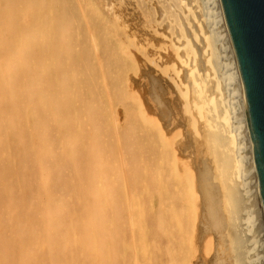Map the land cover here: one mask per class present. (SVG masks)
<instances>
[{
	"label": "rangeland",
	"instance_id": "rangeland-1",
	"mask_svg": "<svg viewBox=\"0 0 264 264\" xmlns=\"http://www.w3.org/2000/svg\"><path fill=\"white\" fill-rule=\"evenodd\" d=\"M118 1L0 0V264H264L259 196L248 188L254 204L245 227L256 238L249 256L237 218L244 195L222 187L221 169L212 167L208 129L216 124L205 104L202 120L184 112L167 80L180 72L174 51L157 52L162 42L146 28L165 16L158 32L172 33L168 22L176 19L192 40L197 21L207 19L203 32L212 29L221 87L240 126L239 86L215 0ZM180 1L193 9L189 24ZM200 42L192 40L197 52ZM235 130L251 186L246 130ZM37 223L55 236L46 246ZM89 235L105 242L103 262L86 251Z\"/></svg>",
	"mask_w": 264,
	"mask_h": 264
},
{
	"label": "bare ground",
	"instance_id": "bare-ground-1",
	"mask_svg": "<svg viewBox=\"0 0 264 264\" xmlns=\"http://www.w3.org/2000/svg\"><path fill=\"white\" fill-rule=\"evenodd\" d=\"M120 1V0H119ZM118 1V2H119ZM125 1V0H124ZM154 1V0H153ZM175 1V0H174ZM182 2L184 0H181ZM180 1V2H181ZM186 1V0H185ZM197 1V0H196ZM148 2V1H147ZM169 2V1H168ZM181 2V10L184 12V17L187 21H185L187 24V22L190 20V18H195L194 17V14H193V9L190 8L189 6H186L185 2L182 3ZM195 2V1H194ZM199 2V1H198ZM196 3L195 5L198 6L197 4L199 3ZM201 2V0H200ZM216 2V6L219 8V10L217 11L218 12V18H219V23L222 25L221 29H222V35H223V38H224V42L226 44V51L228 52V54H230V57L227 58V59H230V66L232 69H234V74H235V78L237 79V84L239 86V90L236 89V91L238 90V97L240 99V102L242 104V117H241V121L240 122V126L241 128H245L246 130V136H247V144H249V158L248 161H249V166L252 167L255 171V177L252 176V185L251 186H247L246 183H248L246 181V179L244 180L243 177H244V173H243V163H242V159H241V146H238L239 144V141L237 143V140H240L239 138H237V131L238 130H235V126H236V129L240 126L237 125V124H233V121H232V112L230 109V105L231 103H229V99H227V95L225 96L224 93H223V88L221 87V83H220V76H219V72L217 71V65L219 66L218 68H220V65H219V61L218 63L216 62V60H218L217 57L218 55H215V51L217 50L215 46H213V44H216L214 43L213 41V38L211 37V28L209 30V34L210 35H206L204 34L203 32V28L206 24L208 23H205V20L207 22V19L203 20L204 21H197V26H195V29L198 28V30L200 31V33H196L194 32L193 36L191 38L194 39V42L196 41V43L198 41H202L203 43L200 42V44H203L202 45V49L200 52H197V48L199 49L201 47H197L195 49V47L192 45V40L189 39L190 37H187L185 31H184V25L183 23H180L181 21H179V23L177 22L176 19H172L171 17V23L168 22V15L170 14V11L168 10V15H167V21L166 23L168 22L169 23V29H170V24H172V33L171 31H169V33L166 35V33L164 34L163 31H160L158 32L159 30H161L162 25V18L164 20L165 16L162 17L160 19L161 21V26L159 23H157V25L159 27H161L159 30L157 28V25L154 27V25L152 26V23H151V26L154 27L152 29L148 28L149 27V23H145L148 25V27H146L147 29L151 30V35H154L155 37H158L159 39H156V40H160L162 42V45L160 46V48L156 49L157 52H160V51H167L169 49H171L172 51H174V55H173V58H174V61H175V64L176 66L178 67L179 71L180 72H183L186 79H187V82H184L182 81L181 79V76H180V72H177L175 74H167V80L173 85V88H176L179 96H180V100H181V103H182V106H183V109H184V112L185 113H189L190 111H194L195 112V115H196V118L197 120H202L203 118V114H202V105L205 104L207 107H208V113L211 114V121H214V123L216 125L212 126L211 128L208 129V132L210 133V135L208 134V137H210L212 143H213V146H214V150H211L212 151V154L216 157L217 159V164H216V161L215 159L212 158V163H214L212 165V167H214L216 170L219 167L220 170V174H217V177L219 175V177H221L222 179H224V184L222 185V187L226 186V188H229L231 189L230 191H233V192H236L237 194L239 193H242V195H244V199H243V202L246 201L245 203L246 204H242V206L240 205L241 209V214L240 216H237L234 214V219L235 217L237 216V218L240 220V224H241V227L242 225L244 226L242 228V232L244 231V233H242V235L240 234L241 236V240L245 238L247 240H249V243L247 240L243 241L242 242H246L247 246V253L246 255H251V252H255V251H252V247L256 245V241L255 239L256 238H251V239H248L249 235V230L248 228L245 227V225L248 224V222H250V220L252 219V214H251V206L250 205H253V201H249V200H253L251 198V194L252 192H249L248 191V188H254L253 190L251 189V191H253L254 193V190H256L257 192V195L259 196V202H258V213L259 215L262 214V221H261V227H260V233L262 234V239H263V246H264V210H263V206H262V201H261V194H260V189H259V183H258V178H257V172H256V167H255V159H254V155H255V145H254V140H253V136H252V132H251V129H250V125H249V121H248V110H247V107H246V104H245V100H244V95H245V92H244V89H243V85H242V82H241V77H240V73H239V69H238V64H237V59H236V55H235V51H234V47H233V43H232V39H231V35H230V31H229V28H228V24L226 22V17H225V13H224V9L222 7V4H221V1L220 0H215ZM136 3V2H135ZM155 3V2H154ZM171 4V2H169ZM192 3V1H191ZM113 4V2H112ZM111 4V5H112ZM115 4V3H114ZM113 4V5H114ZM121 5V3H119ZM118 4V6H120ZM124 4V3H123ZM193 4V3H192ZM191 4V5H192ZM135 7L136 4H133ZM149 5V4H147ZM159 5V4H158ZM193 5V6H195ZM209 5V4H208ZM115 6V5H114ZM160 6V5H159ZM174 6V5H173ZM201 6V5H200ZM121 7V6H120ZM171 7H172V4H171ZM106 8V7H105ZM118 8V7H116ZM173 8V7H172ZM198 8V7H197ZM203 8V7H202ZM109 9V8H108ZM112 9V8H111ZM139 9V8H138ZM137 9V10H138ZM150 9V8H149ZM160 9V8H159ZM176 9V8H175ZM174 9V10H175ZM113 10V9H112ZM111 10V11H112ZM120 10V8H119ZM155 10V9H154ZM173 10V9H172ZM173 10V12L175 13V11ZM197 10V9H196ZM139 11V10H138ZM150 11V10H149ZM162 11V10H161ZM178 11V10H177ZM151 12V11H150ZM158 12V11H157ZM210 12V11H209ZM208 12V13H209ZM163 13H164V9H163ZM178 13V15L180 16L179 12H176ZM175 13V14H176ZM197 13H200V12H197ZM207 13V14H208ZM139 14H140V11H139ZM143 14V13H142ZM166 14V12H165ZM164 14V15H165ZM201 14V13H200ZM204 14V13H202ZM212 14V13H211ZM197 14H195L196 16ZM144 15H140V17H142L141 19H145L143 18ZM215 15L213 14V17ZM147 17V16H146ZM149 17V16H148ZM147 17V18H148ZM157 17V16H156ZM181 17V16H180ZM183 17V19H184ZM200 17V16H199ZM179 18V17H178ZM198 18V17H197ZM196 18V19H197ZM217 18V19H218ZM184 19V20H185ZM196 19L194 20L196 22ZM150 20V19H148ZM159 20V19H158ZM180 20V19H179ZM202 20V18H201ZM209 20V19H208ZM144 21V20H142ZM147 21V20H145ZM156 21V20H155ZM213 21V20H212ZM216 21V20H215ZM156 22H159V21H156ZM191 22V21H190ZM188 22V24L190 23ZM193 22V21H192ZM165 23V22H164ZM165 23V24H166ZM210 23H212L210 21ZM209 25V24H208ZM146 26V25H145ZM150 26V27H151ZM192 28L191 25H188V28ZM187 27V26H186ZM197 27V28H196ZM206 27V26H205ZM209 27H211L209 25ZM176 31H175V29ZM207 28V27H206ZM194 29V30H195ZM215 29V28H214ZM220 29V30H221ZM187 30V29H186ZM205 31V29H204ZM218 31V30H217ZM163 32V34L161 33ZM166 32H168L166 30ZM174 32V33H173ZM192 32V31H191ZM189 33V31H188ZM190 34V33H189ZM208 34V33H207ZM191 35V34H190ZM220 35V34H219ZM154 36H152L154 38ZM222 37V36H221ZM219 38V36H218ZM14 39V38H13ZM127 39V38H126ZM212 39V40H211ZM116 40V39H115ZM215 40V39H214ZM159 42V41H158ZM160 42V43H161ZM213 42V44H212ZM219 42V40H218ZM30 43V42H29ZM31 43H35L34 40H31ZM196 43H193L196 45ZM176 44L178 47H176ZM220 44V43H219ZM216 50H215V49ZM174 49V50H173ZM224 49V48H223ZM17 50H20V46H16L13 51H17ZM34 52V51H33ZM218 52V51H217ZM221 52V51H220ZM141 53V52H140ZM142 55H143V52H142ZM226 56V55H225ZM229 56V55H227ZM217 57V58H216ZM216 58V60H215ZM199 60H201L200 63H203V66H199L198 65V62ZM226 62V61H225ZM14 63L16 65H22V63L18 62V61H14ZM228 64V65H229ZM223 65V64H222ZM224 66V65H223ZM218 69V70H219ZM223 74V73H221ZM229 74V73H228ZM232 74V73H231ZM233 74V75H234ZM222 78H225L224 77V74L223 76H221ZM232 77V76H231ZM233 78V79H235ZM228 79V78H227ZM223 80V79H222ZM225 82V81H224ZM226 84V83H225ZM233 84V83H232ZM231 84V86H232ZM236 84V86H237ZM226 86V85H225ZM224 86V87H225ZM235 86V85H234ZM230 87V86H228ZM227 88V87H226ZM228 90V89H227ZM190 91H192L194 97L196 98L195 100H191L190 97H189V93ZM229 91V90H228ZM230 93V92H229ZM233 93V92H232ZM235 94V93H234ZM229 96V95H228ZM236 97V98H238ZM231 99V98H230ZM238 102V101H237ZM34 103V102H33ZM235 105V104H234ZM241 108V107H240ZM241 113V111L239 112ZM238 113V114H239ZM234 116H236L234 114ZM214 118V119H213ZM237 118V116H236ZM234 119V117H233ZM236 121V120H235ZM238 126V127H237ZM191 127L194 131L195 134H197V127H196V120H193L191 121ZM10 128L12 129V126L10 125ZM10 129V130H11ZM241 130V129H240ZM2 132H0L1 134ZM239 133V131H238ZM240 134V133H239ZM1 136V135H0ZM245 136V135H244ZM243 137V136H242ZM241 137V138H242ZM244 140V139H243ZM242 140V141H243ZM245 141H246V138H245ZM244 141V142H245ZM243 145V144H242ZM248 146V145H247ZM240 150V151H239ZM215 151H216V155H215ZM30 152V151H29ZM239 154L241 157H239ZM248 154V153H247ZM245 155V154H244ZM243 155V156H244ZM219 158V160H218ZM242 160V161H241ZM245 160V159H244ZM220 161V163L223 165V168L222 166L218 163ZM248 163V162H247ZM245 165V164H244ZM212 168V170L214 169ZM215 170V171H216ZM218 172V171H217ZM250 172V171H249ZM183 173H184V176L187 178V180L191 183V186H193V184L196 185L195 183V177L193 175V173L190 171L189 167L187 165H184V169H183ZM219 173V172H218ZM216 174V173H215ZM124 175V174H123ZM246 175V174H245ZM216 176V175H215ZM246 177V176H245ZM216 178V177H215ZM250 179V178H249ZM219 180V178H218ZM127 181V180H126ZM246 181V182H245ZM212 184L214 185L211 181H208V184ZM219 183V182H217ZM250 183V182H249ZM248 183V184H249ZM232 185V186H231ZM208 186V185H207ZM215 186V185H214ZM219 186V184H218ZM221 187V186H220ZM231 187H234L236 191L232 190ZM212 188V187H211ZM214 188V187H213ZM238 191H241L238 193ZM232 192V193H233ZM235 194V193H234ZM250 194V195H249ZM240 195V196H242ZM248 195L250 196V199L248 197ZM246 196H247V200L246 199ZM196 197V195H195ZM218 197V196H216ZM88 198V197H87ZM243 198V196L241 197ZM219 199V198H217ZM242 201V200H241ZM19 202V201H17ZM194 202V201H193ZM220 202V201H219ZM252 202V203H250ZM20 204V203H18ZM216 205V204H214ZM17 206V205H15ZM156 206V205H155ZM18 207V206H17ZM17 207L16 210H17ZM21 207V206H20ZM39 207V206H38ZM253 207V206H252ZM19 208V207H18ZM240 209V208H239ZM15 210V209H14ZM255 211V210H254ZM239 212V211H238ZM238 214V215H239ZM11 215V214H10ZM11 217V216H10ZM217 217V216H216ZM236 218V219H237ZM23 219H26V216L24 215ZM235 219V221H237ZM10 220V218H9ZM16 220V219H15ZM28 220V219H27ZM63 220V219H62ZM218 220V219H217ZM238 220V222H239ZM21 221V220H20ZM11 222V221H10ZM23 222V221H22ZM219 222V220L217 221ZM16 223V222H15ZM33 223V222H32ZM18 224V223H17ZM49 224V223H48ZM251 224V223H249ZM248 224V225H249ZM239 225V224H238ZM32 226V225H31ZM30 226V227H31ZM37 226H38V230L41 231L42 233V237H39L38 239V242L41 240L42 242V245L43 246H46L47 243H49V241L53 240V238L55 236H50V235H47L45 234V226L44 224H41V223H37ZM36 228V226H35ZM11 229V228H10ZM251 229V228H250ZM32 231V230H31ZM15 232V230H14ZM19 232V231H18ZM59 232V231H58ZM100 233V232H99ZM26 234V233H25ZM60 234V233H58ZM243 234H245L246 236L244 238H242V236H244ZM16 235V234H15ZM18 235V234H17ZM20 236V235H19ZM248 236V237H247ZM258 236V235H257ZM53 237V238H52ZM97 237V236H96ZM94 235H89L87 237V240L84 241V247L86 246V251H88L89 253H94L95 255L98 256V258L103 262L105 260V251H106V245H105V242L103 241V239H99L98 237L96 238ZM256 237V236H255ZM20 239V237H19ZM49 240V241H47ZM40 243V242H39ZM244 244V243H243ZM258 244V243H257ZM261 244V245H262ZM53 246V244H52ZM52 246H49V250L50 248L52 249ZM245 247V245H244ZM53 250V249H52ZM246 250V249H245ZM244 251V250H243ZM50 252V251H48ZM47 252V253H48ZM51 253V252H50ZM49 253V254H50ZM48 254V255H49ZM258 254V253H257ZM263 254V253H262ZM255 255V254H254ZM249 256H246L247 258H249ZM262 256V255H261ZM44 257V256H43ZM254 258V257H253ZM262 258V257H260ZM245 259V258H244ZM257 259V258H256ZM24 260V259H23ZM39 258L38 260L37 259H34V264H39ZM48 260V259H47ZM248 259H246L245 261H247ZM263 260V259H262ZM264 261V260H263ZM246 263V262H245ZM250 263V262H249ZM26 264V263H25ZM105 264V263H104Z\"/></svg>",
	"mask_w": 264,
	"mask_h": 264
},
{
	"label": "water",
	"instance_id": "water-1",
	"mask_svg": "<svg viewBox=\"0 0 264 264\" xmlns=\"http://www.w3.org/2000/svg\"><path fill=\"white\" fill-rule=\"evenodd\" d=\"M230 31L255 145L264 210V0H220Z\"/></svg>",
	"mask_w": 264,
	"mask_h": 264
}]
</instances>
